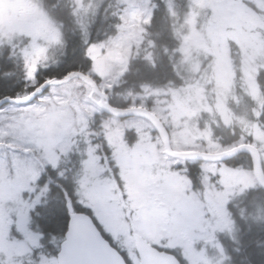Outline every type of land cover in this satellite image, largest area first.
<instances>
[{"label":"rangeland","instance_id":"374dc122","mask_svg":"<svg viewBox=\"0 0 264 264\" xmlns=\"http://www.w3.org/2000/svg\"><path fill=\"white\" fill-rule=\"evenodd\" d=\"M101 1L72 0L83 17ZM119 1L123 7L118 35L88 50L92 75L104 92L121 84L130 62L151 48L146 28L151 0ZM164 1L181 41L175 67L192 81L174 89L142 86L141 93H127L125 98L131 99V106L149 108L161 120L175 152L219 151L212 142L219 136L213 138L220 117L224 125L243 130L244 140L252 138L264 160V129L246 118L244 106V100L254 101L259 107L256 116H264L257 79L264 71V0ZM178 7L186 10L179 17ZM0 41L13 44L22 57L28 86L37 84L40 69H56L65 54L61 31L39 0H0ZM83 90L74 79L50 86L32 103L0 108V264H25L35 257L39 235L30 227L29 214L40 197L32 196L41 179L49 190L60 175L75 181L78 201L132 264L140 263L125 214L132 219L133 232L160 249L181 252L185 264H234L220 236L233 238L227 205L259 185L253 171L201 162L203 192L197 193L186 161L165 154L147 120L96 117L100 111ZM96 138L112 157L108 172ZM39 160L50 169L43 170ZM57 167L63 168L60 174ZM114 173L119 192L114 189ZM121 197L128 207L125 214ZM58 245H50L45 254L37 251L39 263L57 264Z\"/></svg>","mask_w":264,"mask_h":264},{"label":"trees","instance_id":"16d2710c","mask_svg":"<svg viewBox=\"0 0 264 264\" xmlns=\"http://www.w3.org/2000/svg\"><path fill=\"white\" fill-rule=\"evenodd\" d=\"M39 1L46 14L61 31V41L65 48L64 57L56 64V69L48 71L40 69L36 75L37 84L28 86L22 57L13 49V44L0 41V100L18 98V94L22 92L30 94L47 80H60L74 72H81L92 77L93 60L88 55L89 48L94 44L111 40L120 31L122 24L120 15L123 6L119 0L101 1L86 17L81 15L82 11L72 0ZM183 1L186 0H177V3L180 4ZM150 7L153 11L147 32L149 41L151 40V48L130 62L128 71L121 78V84L115 86L111 92L107 91L112 107L127 108L131 99H126L125 95L141 93L142 86L166 89L186 86L191 82L189 77H185L184 72L175 67L179 59L175 51L180 48L181 41L176 32L175 19L166 2L151 0ZM178 10L180 11L181 8L178 7ZM261 15L264 16V14ZM93 78L99 81L97 77ZM76 79L82 83L84 89L82 93H88L90 96L91 89L82 80ZM257 79L264 92V71L257 75ZM229 104L236 106L234 102ZM244 105L248 109V118L252 121H260L259 124L264 127V117L259 120L255 117L257 104L254 101L244 100ZM100 116L107 117L104 113ZM217 131L220 133L219 143L224 147L238 143L243 137V132L239 127L228 128L220 119L219 126L215 127V133ZM96 140L102 162L107 166L106 168L110 169L111 162L105 160L109 151L100 138ZM33 156L38 159L35 153ZM262 163L264 165L263 158ZM227 165L252 169L251 159L245 153L238 154ZM40 166L44 170L50 169L42 164ZM114 171L116 172V169ZM187 173L193 182L194 189H202L199 165L190 166ZM113 176L119 192L120 183L116 173ZM47 184L45 179L40 180L37 192L41 193V201L29 214L30 227L39 235V248L33 251L35 257L25 264H40L36 257L37 251L45 254L53 243L59 244L54 250L57 255L72 213L87 212L92 215V212L78 201L74 181L72 183L69 179L55 178L54 182L49 185L51 187L49 190H46ZM227 207L233 221L234 239L222 236L221 242L226 254L234 264H264V191L260 187L249 189L235 196ZM124 209L128 210L127 205H124ZM127 221L130 225L132 224L129 216H127ZM95 222L101 229L98 222L96 220ZM104 236L110 240L105 233ZM126 259L128 264H131L127 257Z\"/></svg>","mask_w":264,"mask_h":264},{"label":"water","instance_id":"95a60500","mask_svg":"<svg viewBox=\"0 0 264 264\" xmlns=\"http://www.w3.org/2000/svg\"><path fill=\"white\" fill-rule=\"evenodd\" d=\"M122 62L121 58L119 63ZM73 78L81 79L92 89L91 98H93L94 94L100 97L101 100L98 105L107 115L119 118L142 117L148 120L162 139L166 153L171 157L182 160L228 162L235 155L246 153L251 158L254 176L264 191V170L261 156L258 149L252 145H241L230 151L218 154L174 152L170 146L169 134L156 116L144 108L118 109L112 107L108 102V96L101 93L96 82L81 72L71 73L62 80L51 79L26 98H5L0 100V107L6 103L29 104L41 95L47 87L68 83ZM134 241L140 264H180L172 254L157 250L140 235L134 234ZM57 259L58 264H127L123 256L104 238L91 216L81 212H75L70 216L65 239L60 245Z\"/></svg>","mask_w":264,"mask_h":264}]
</instances>
